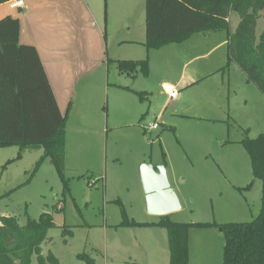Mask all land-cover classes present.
Instances as JSON below:
<instances>
[{"label": "rangeland", "instance_id": "1", "mask_svg": "<svg viewBox=\"0 0 264 264\" xmlns=\"http://www.w3.org/2000/svg\"><path fill=\"white\" fill-rule=\"evenodd\" d=\"M100 4L117 22L129 19L136 42L116 49L117 56L146 60L147 73L140 67L119 73L113 59L107 71L77 82L63 132L62 174L43 147H0V223L14 216L23 225L49 213L55 226L41 249L60 264H168V233L157 223H200L187 232L188 263L223 264L218 225L252 220L262 188L243 140L264 133V96L227 54L239 15L230 13L227 28L146 49L145 0ZM263 25L259 17L257 36ZM114 50L109 43L108 54ZM163 82L180 89L176 99L168 100ZM148 122L158 128L146 129ZM144 162L165 165L178 210L147 212L139 177Z\"/></svg>", "mask_w": 264, "mask_h": 264}, {"label": "trees", "instance_id": "2", "mask_svg": "<svg viewBox=\"0 0 264 264\" xmlns=\"http://www.w3.org/2000/svg\"><path fill=\"white\" fill-rule=\"evenodd\" d=\"M6 1L0 0V4ZM232 11L238 13L239 21L228 34V60L264 96V25L258 36L255 30L257 19H264V0H145L144 46L159 48L195 32L227 28ZM18 35L17 18L7 15L0 19V147H43L62 174L67 112L62 114L58 108L35 47L19 43ZM116 67L128 75L137 67L147 73L146 60H119ZM138 94L143 97L142 92ZM243 145L253 177L262 182L260 210L250 221L218 225L225 237L223 264H264V133L246 137ZM135 224L142 223L123 221L120 225ZM157 224L168 233L169 264H188L187 232L200 223L181 224L161 218ZM54 226L51 215L45 212L39 220L29 219L23 225L14 216H3L0 264H32L33 257L37 264H60L52 252L43 254L41 249Z\"/></svg>", "mask_w": 264, "mask_h": 264}, {"label": "crops", "instance_id": "3", "mask_svg": "<svg viewBox=\"0 0 264 264\" xmlns=\"http://www.w3.org/2000/svg\"><path fill=\"white\" fill-rule=\"evenodd\" d=\"M12 1L0 4V19L9 15L19 20L18 41L35 47L62 114L68 115L79 80L101 68L107 71L113 59L115 67L117 61L128 60L117 56L116 49L136 42L129 36V19L123 16L117 22L116 16L103 13L100 0H20L19 6L12 5ZM144 41L145 14L142 45ZM109 43L115 48L114 56L108 54ZM188 81L190 86L195 82ZM207 238L220 243L211 232Z\"/></svg>", "mask_w": 264, "mask_h": 264}, {"label": "water", "instance_id": "4", "mask_svg": "<svg viewBox=\"0 0 264 264\" xmlns=\"http://www.w3.org/2000/svg\"><path fill=\"white\" fill-rule=\"evenodd\" d=\"M139 177L148 213L167 215L180 208L179 200L169 185L164 164L141 163Z\"/></svg>", "mask_w": 264, "mask_h": 264}, {"label": "built area", "instance_id": "5", "mask_svg": "<svg viewBox=\"0 0 264 264\" xmlns=\"http://www.w3.org/2000/svg\"><path fill=\"white\" fill-rule=\"evenodd\" d=\"M20 0H13L12 5L14 6H19ZM161 88L163 92L168 96L169 99H176L179 95V89L174 85L173 83L170 82H163L161 84ZM147 129H156L158 128V123L153 122V123H148L146 125Z\"/></svg>", "mask_w": 264, "mask_h": 264}]
</instances>
